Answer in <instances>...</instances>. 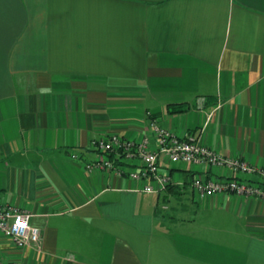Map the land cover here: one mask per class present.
<instances>
[{"label": "crops", "instance_id": "1", "mask_svg": "<svg viewBox=\"0 0 264 264\" xmlns=\"http://www.w3.org/2000/svg\"><path fill=\"white\" fill-rule=\"evenodd\" d=\"M148 112L264 169V0H0V200L43 234L2 236L8 261L264 264V199L192 189L228 170L162 155L173 183L148 193L85 168L92 139L155 146Z\"/></svg>", "mask_w": 264, "mask_h": 264}, {"label": "built area", "instance_id": "2", "mask_svg": "<svg viewBox=\"0 0 264 264\" xmlns=\"http://www.w3.org/2000/svg\"><path fill=\"white\" fill-rule=\"evenodd\" d=\"M204 98L199 99L203 102ZM149 113V124L157 137L155 146L148 137L131 140L112 134L91 140V147L103 154V158L84 163L88 170H114L119 175L142 183V190L148 193L166 191L173 183L169 172L164 171L160 157L174 163L182 161L199 167L228 170L218 177L196 176L192 189L200 197L229 192L264 199V169L251 166L240 157H227L204 143V129L189 131L183 136L157 123ZM78 159V153L70 154ZM127 165V166H126ZM226 172V171H225ZM257 177V178H255ZM33 214L11 203L0 200V239L11 238L18 247H40L43 234L33 224ZM0 264H18L6 259L0 244Z\"/></svg>", "mask_w": 264, "mask_h": 264}]
</instances>
